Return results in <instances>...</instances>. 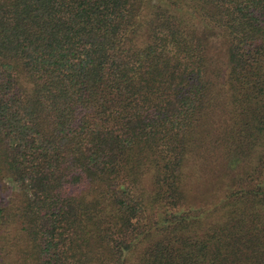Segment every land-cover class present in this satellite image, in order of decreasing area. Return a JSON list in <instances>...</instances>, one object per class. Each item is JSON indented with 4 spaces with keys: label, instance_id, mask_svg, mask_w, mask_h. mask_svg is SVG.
I'll list each match as a JSON object with an SVG mask.
<instances>
[{
    "label": "trees",
    "instance_id": "16d2710c",
    "mask_svg": "<svg viewBox=\"0 0 264 264\" xmlns=\"http://www.w3.org/2000/svg\"><path fill=\"white\" fill-rule=\"evenodd\" d=\"M0 264H264V0H0Z\"/></svg>",
    "mask_w": 264,
    "mask_h": 264
},
{
    "label": "rangeland",
    "instance_id": "374dc122",
    "mask_svg": "<svg viewBox=\"0 0 264 264\" xmlns=\"http://www.w3.org/2000/svg\"><path fill=\"white\" fill-rule=\"evenodd\" d=\"M218 43V46L216 47H214V45H211L210 46V48L211 49H209V51H210V53H211V58H212V60L214 61V60H216V58L218 57V56H224L223 54H224V50H225V46L223 45V39L221 38V39H217L216 40ZM212 76V75H211Z\"/></svg>",
    "mask_w": 264,
    "mask_h": 264
}]
</instances>
